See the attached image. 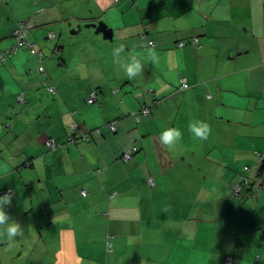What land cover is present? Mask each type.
<instances>
[{"label": "crops", "instance_id": "1", "mask_svg": "<svg viewBox=\"0 0 264 264\" xmlns=\"http://www.w3.org/2000/svg\"><path fill=\"white\" fill-rule=\"evenodd\" d=\"M25 3L22 12L21 0H0L11 20L0 52L32 20L28 39L44 54L23 48L0 68V195L12 190L5 211L24 228L22 238H0V264H223L228 255L264 264V0ZM143 32L155 47H142ZM195 37L198 49L176 46ZM121 46L122 60L144 64L135 79L115 62ZM22 90L27 103L17 100ZM143 104L155 109L136 122ZM194 120L210 126L206 140L189 132ZM71 123L75 134H101L67 142ZM167 128L183 138L158 156ZM47 139L64 146L50 151ZM131 145L139 150L126 163ZM245 166L252 179L233 196Z\"/></svg>", "mask_w": 264, "mask_h": 264}, {"label": "clouds", "instance_id": "2", "mask_svg": "<svg viewBox=\"0 0 264 264\" xmlns=\"http://www.w3.org/2000/svg\"><path fill=\"white\" fill-rule=\"evenodd\" d=\"M123 51H124L123 46L113 50V56L115 58V62L119 64L120 68L122 69V71L125 73V75L129 80L135 79L137 76L143 73L144 64L142 60L136 57L135 55H130L127 58V60H122L121 53ZM158 59H159L158 53L155 51V49H153L149 53L148 60L152 64H155L158 62ZM188 128H189V132L192 133L193 138L201 141L206 140L208 136L211 134L210 126L203 121H198V120L191 121L188 125ZM182 138H183L182 132L177 128H167L159 136L161 144L170 151H174L177 148ZM245 167H249V166H245ZM246 172H247L246 176L249 178V181L247 184L244 185L242 190L246 187V185L250 183L252 179L250 178L251 175L250 172L252 173L250 167H249V171ZM11 202H12V195L10 193H5L4 195H0V238H6L8 241H13L17 237L22 238L24 236V228L21 226V224L14 221L10 217V215L5 211V207L10 206ZM234 264H235V259H234Z\"/></svg>", "mask_w": 264, "mask_h": 264}, {"label": "trees", "instance_id": "3", "mask_svg": "<svg viewBox=\"0 0 264 264\" xmlns=\"http://www.w3.org/2000/svg\"><path fill=\"white\" fill-rule=\"evenodd\" d=\"M127 1H129V2H133L134 0H127ZM29 24H31V27H27V25H29ZM21 25H25V27H24V30H25V33H26V37H25V40L28 42V43H30V44H32V45H34V48H29L27 45H24V46H22V47H20V48H18L17 50H16V52L15 53H11V54H8V50H10L14 45H15V43H16V36L14 35V32H15V30H17ZM33 26H34V23H33V21L32 20H24V21H22V22H19L18 23V25H17V27L12 31V36H13V38H14V43L8 48V49H6V50H2L1 52H0V55L2 54V53H6L5 54V56H4V59H3V62L1 61V63H0V68L3 66V64H4V62L9 58V57H11V56H13V55H15V54H17L18 53V51L20 50V49H23V48H25V49H30V50H32V51H34V52H36V54H37V56H38V58L40 59V61H42L43 60V56H44V54H43V52H42V50H37V48H36V44H34V43H32V42H30L29 41V39H28V32L33 28ZM51 35V36H50ZM48 39H52V38H54V34L53 33H49V35H48V37H47ZM142 38H145L146 40H145V42L144 43H142V47L143 48H146V47H155L156 46V43L154 42V41H152V40H150L149 38H147L146 37V35H145V33L143 32L142 33ZM181 43H184L183 45H180ZM192 45V46H194L195 47V49H198L199 47H200V45H199V38L198 37H195V38H193V39H191V41H179L178 43H177V47H179V48H184V47H186L187 45ZM55 50H58V52H59V47H57ZM6 57V58H5ZM59 59H62V58H59ZM43 68V70H40V68ZM37 70L45 77L44 79H43V84L45 85V83H47V85H52V86H54V88H55V93H56V87H55V85H53V84H51L50 83V81H49V79L46 77V70H45V67L43 66V64H41L38 68H37ZM186 84H185V83ZM181 84H180V87H179V90H187V89H189L191 86H190V84L189 83H187L186 82V78L185 77H182V79H181V82H180ZM186 85V86H185ZM46 86V85H45ZM47 87V86H46ZM48 90V89H47ZM93 90H95L96 91V100L94 101V103H91L90 105H93V104H97L98 103V100H99V90L98 89H93ZM92 91V90H91ZM90 91V92H91ZM89 92V93H90ZM115 92H117V89L115 90ZM51 93V92H50ZM55 93H52V94H55ZM89 93H88V95H87V97L89 96ZM20 94H23V97H25V91L24 90H22V91H20V92H18L17 93V100H18V97L20 96ZM87 97H86V102H87ZM26 103H27V101H26ZM154 109H155V104H151V105H141L140 106V108L137 110V111H135V112H133L132 113V117L134 118V120L136 121V122H139L141 119H144V118H146V117H149V116H151L152 115V113H153V111H154ZM145 110H147V115L146 114H144V111ZM139 117V118H138ZM9 124H11V122L9 121V122H7L6 123V125L7 126H9ZM110 124H114V127H115V130L113 131V130H110V128L108 127ZM105 127H107V129L110 131V132H112V133H115L116 132V122L115 121H111V122H109V123H107L106 125H105ZM70 128V127H69ZM77 129V128H76ZM76 129L75 130H72L71 128H70V134H68V136H67V142H74L75 141V138L77 139V140H81L82 142H89L90 141V139H91V137L92 136H97V135H100L101 134V132L100 133H98V134H94L92 131H94L95 129H92V130H90V131H86V132H81V133H79V134H75V131H76ZM96 129H100L101 130V128H96ZM72 137V140H69V137ZM57 142V141H56ZM58 144H60V147L62 148L63 146H64V144H62V143H60V142H57ZM133 145H131L130 147H132ZM136 147H137V151L135 152V153H137L138 152V146L137 145H135ZM129 147V148H130ZM128 148V149H129ZM60 148H58L57 150H59ZM127 149V150H128ZM126 150V151H127ZM51 151V150H50ZM125 151V152H126ZM155 151L157 152V154H158V156H161V154H162V148H161V143L158 141V143H156V145H155ZM124 152V153H125ZM124 153H123V155H124ZM134 153V154H135ZM134 154H133V156H134ZM123 155H122V160L124 161V162H130V161H125L124 160V158H123ZM133 158V157H132ZM261 172H262V170H259V175L261 176ZM247 174L246 173H243V174H241V176L239 177V180H238V183H240L241 182V177L242 176H246ZM6 193V190L3 192V195ZM231 194H232V188H231ZM233 195V194H232ZM234 196V195H233Z\"/></svg>", "mask_w": 264, "mask_h": 264}, {"label": "built area", "instance_id": "4", "mask_svg": "<svg viewBox=\"0 0 264 264\" xmlns=\"http://www.w3.org/2000/svg\"><path fill=\"white\" fill-rule=\"evenodd\" d=\"M24 27L25 25H21L17 30H15L14 32V35L16 36V43L15 45L10 49L8 50V54H11V53H15L16 50L24 45H27L29 48H34V45L28 43L26 40H25V37H26V33H25V30H24ZM27 27H31V24L27 25ZM51 36V35H50ZM184 43H181L180 45H183ZM6 53H2L0 55V63L1 61L3 62V59H4V56H5ZM6 58V57H5ZM40 70H43V68L41 67ZM185 83V82H184ZM186 84V83H185ZM45 85L47 86V89L49 92L51 93H55V88L54 86L52 85H47V83H45ZM186 86V85H185ZM96 100V91L95 90H92L90 93H89V96L87 97V103L88 104H91V103H94V101ZM18 101L20 103H26V99L25 97H23V94H20V96L18 97ZM144 114L147 115V110L144 111ZM139 118V117H138ZM110 128V130H115V127H114V124H110L108 126ZM70 128L72 130H75L77 128V124L75 123H71L70 124ZM94 134H98L101 132L100 129H95L94 131H92ZM69 140H72V137L70 136L69 137ZM46 145L47 147L51 150V151H55L57 150L58 148H61L60 147V144H58L54 139H47L46 140ZM137 151V147L135 145H133L132 147H130L123 155V158L125 161H130L133 157V154ZM246 171H249V167H245L244 168ZM241 182L240 183H235L232 185V194L234 196L238 195L240 193V191L242 190V188L244 187L245 184L248 183L249 181V178L247 176H242L241 178ZM148 184L151 185V186H154L155 185V181L153 179V177H150L148 179ZM6 193H10L11 195L13 194L12 190L11 189H7L6 190ZM87 193L85 190L82 191V195L85 196ZM107 248L110 249V244L107 243ZM224 264H234V258L232 256H227L225 257L224 259Z\"/></svg>", "mask_w": 264, "mask_h": 264}, {"label": "rangeland", "instance_id": "5", "mask_svg": "<svg viewBox=\"0 0 264 264\" xmlns=\"http://www.w3.org/2000/svg\"><path fill=\"white\" fill-rule=\"evenodd\" d=\"M26 1H31V0H21V7L19 11H24L25 10V6H26ZM1 15H3V19H2V23L0 25V31H9V26L11 23V20L8 19L7 16H9V9L8 8H4L0 11ZM256 162L253 164L255 165ZM252 165V166H253ZM264 180V178H263Z\"/></svg>", "mask_w": 264, "mask_h": 264}, {"label": "water", "instance_id": "6", "mask_svg": "<svg viewBox=\"0 0 264 264\" xmlns=\"http://www.w3.org/2000/svg\"><path fill=\"white\" fill-rule=\"evenodd\" d=\"M257 166H258L257 169L262 170V172H263L264 171V159L262 161H260ZM259 170H258L257 175H258L259 178L263 179L264 178V173L260 176L259 175ZM253 178H254V175H253ZM263 182H264V180H263Z\"/></svg>", "mask_w": 264, "mask_h": 264}]
</instances>
